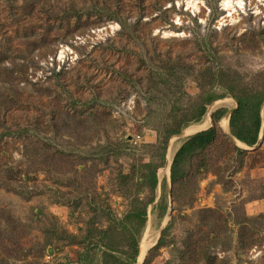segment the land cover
Listing matches in <instances>:
<instances>
[{
    "label": "rangeland",
    "instance_id": "rangeland-1",
    "mask_svg": "<svg viewBox=\"0 0 264 264\" xmlns=\"http://www.w3.org/2000/svg\"><path fill=\"white\" fill-rule=\"evenodd\" d=\"M230 83L264 94V0H0V264H264V101L252 147L220 128L232 96L206 105L216 139L170 180L191 107Z\"/></svg>",
    "mask_w": 264,
    "mask_h": 264
},
{
    "label": "trees",
    "instance_id": "trees-1",
    "mask_svg": "<svg viewBox=\"0 0 264 264\" xmlns=\"http://www.w3.org/2000/svg\"><path fill=\"white\" fill-rule=\"evenodd\" d=\"M221 93H216L211 89H207L201 92L198 103L194 104L191 107L192 114L189 119L183 121V126L190 123H199L206 111V105L210 104L212 101L221 99L225 95H230L237 101V108L232 113L229 120V130L230 134L239 142L252 147L257 143L259 132L262 127L261 117H260V107L264 101V94L256 91L249 90H238L233 83L228 85L220 84ZM222 116V113H218L212 117L214 123L218 122ZM210 125V118L208 119ZM209 127V126H208ZM180 129H165L162 136L163 148L167 139L179 132ZM158 134H160L158 132ZM159 137V136H158ZM216 139V131L214 128L201 131L195 135L189 137L185 140L182 145L179 147L177 152L174 155L172 165L170 168V180L172 186L178 185V179L180 177L184 178V174L181 169V165L186 159L192 158L198 152L209 147ZM238 153H243V151L236 149ZM163 160V155L161 156ZM158 166L154 165L153 162H149L143 165V168L147 170L143 181L146 184V187L151 192L157 187V175L156 169ZM160 174V173H159ZM125 180L128 179V176L123 177ZM149 202H152L150 200ZM149 202L143 203L142 200L136 198L133 201L134 208L129 213V219L136 223V225L141 226L146 217V205ZM109 229V228H108ZM106 229L103 231L104 238L108 240L107 235L109 230ZM128 231V230H127ZM106 235V236H105ZM115 243V242H114ZM112 243H105V248L109 251H113ZM125 244L128 249L133 253L135 257L138 253V242L137 238L133 231L126 232Z\"/></svg>",
    "mask_w": 264,
    "mask_h": 264
},
{
    "label": "bare ground",
    "instance_id": "bare-ground-1",
    "mask_svg": "<svg viewBox=\"0 0 264 264\" xmlns=\"http://www.w3.org/2000/svg\"><path fill=\"white\" fill-rule=\"evenodd\" d=\"M208 114H209V111H208ZM207 114V115H208ZM206 115V116H207ZM210 117H208L209 119ZM208 119L206 117V119L204 120V122L202 123H199L197 125H193V126H189V128L185 129V131L182 133L183 136H187V135H191L193 133H196L200 130H203L205 128H207L209 126V122H208ZM220 128L221 130L226 133L227 130H228V122H227V119L224 117L223 120H222V123L220 124ZM189 137V136H188ZM178 144V143H177ZM240 146L243 147L242 143H238ZM177 147V146H176ZM174 147H173V144L171 146H169L168 148V151H167V160H166V165L164 167V171L162 173V178L163 177H167L168 176V172H169V165H170V162L172 160V157H173V153H174ZM150 245H151V241H150ZM149 246V242L145 239H143L141 241V244H140V247H139V250H140V259L144 256V253L145 251L147 250Z\"/></svg>",
    "mask_w": 264,
    "mask_h": 264
},
{
    "label": "water",
    "instance_id": "water-1",
    "mask_svg": "<svg viewBox=\"0 0 264 264\" xmlns=\"http://www.w3.org/2000/svg\"><path fill=\"white\" fill-rule=\"evenodd\" d=\"M234 102H235V107L232 108V109H229L228 112H227V114L225 115V118L227 119V122H228V123H229V120H230V117H231L232 113L234 112V110H236V108H237V106H238L237 101L235 100ZM211 125L213 126V123H212V122H211ZM224 135H225V137H226L231 143H233V144L238 145V143H241V142L237 141V140H236L231 134H229V133H224ZM258 140H259V139H258ZM258 140H257V142H258ZM242 145L245 146V147H248L247 145H245V144H243V143H242ZM139 256H140V251H139Z\"/></svg>",
    "mask_w": 264,
    "mask_h": 264
},
{
    "label": "built area",
    "instance_id": "built-area-1",
    "mask_svg": "<svg viewBox=\"0 0 264 264\" xmlns=\"http://www.w3.org/2000/svg\"><path fill=\"white\" fill-rule=\"evenodd\" d=\"M139 137L138 136H136L134 139H133V144H137V142L139 141Z\"/></svg>",
    "mask_w": 264,
    "mask_h": 264
}]
</instances>
